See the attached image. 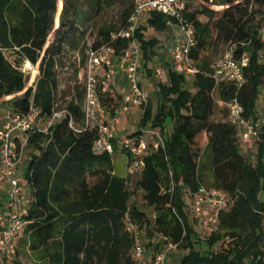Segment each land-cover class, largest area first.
Here are the masks:
<instances>
[{"label":"trees","instance_id":"16d2710c","mask_svg":"<svg viewBox=\"0 0 264 264\" xmlns=\"http://www.w3.org/2000/svg\"><path fill=\"white\" fill-rule=\"evenodd\" d=\"M178 1L183 5L182 23L194 28L195 47L190 57L197 73L187 80L173 73L170 64L167 83L156 86V114L153 116L152 104L148 103L139 130L132 136L149 128L158 129L164 139L163 149L150 150L144 158L135 185L143 205L153 209L152 221L132 205L126 179L114 174L112 155L95 149L97 130L85 121L84 72L83 83L73 88L66 105L57 104L55 58L64 42L71 41V30L67 29L57 35L54 45L47 46L57 1L0 0V105L11 102L10 107L22 117L34 108L39 121L45 122L56 111H65V117L47 129L36 126L27 133L24 186L30 205L21 234L36 264H134V238L127 231L128 221L143 230L149 240L158 235L176 245L183 252L178 264H264V202L258 198L264 191V136L251 162L240 153L225 109L221 108V121L213 120L217 101L226 103L237 95L244 118L264 121L258 106L264 85V62L259 60L264 55V43L259 38L262 26L255 20L258 13L264 18V0H199L201 5L194 11L190 4L195 0ZM135 2L124 0L118 23L104 25L88 51L82 50L83 69L90 51L110 44L117 58L128 46L127 39L112 42L111 35L128 27ZM216 5L223 11H215ZM146 15V27L139 23L135 32L141 51L140 73L146 72L158 45L155 39L145 38L146 29L163 32L168 24L179 26L178 20L162 14ZM65 16L64 12V21ZM197 16L206 17L208 23H200ZM64 21L60 24L65 27ZM218 42L227 44L226 49L232 47L237 62L244 54L249 57L243 68L245 83L239 91L225 84L215 86L212 79L214 64L204 56ZM5 52L36 68V72L29 71L35 74L32 83L38 76L34 86L26 87L27 77L7 61ZM99 99L105 107L122 100L107 94L99 95ZM168 118L175 121L169 135L164 127ZM112 146L114 154L117 144ZM207 180L230 198L227 210L219 215L218 231L205 239L210 249L228 242L215 253L195 248L200 238L182 194L190 197L205 187Z\"/></svg>","mask_w":264,"mask_h":264},{"label":"built area","instance_id":"2783aa9c","mask_svg":"<svg viewBox=\"0 0 264 264\" xmlns=\"http://www.w3.org/2000/svg\"><path fill=\"white\" fill-rule=\"evenodd\" d=\"M183 5L178 0H136L128 27L111 35V41L127 39L128 46L116 58L115 48L104 45L99 49L90 51L84 68V103L85 121L91 128H96L98 139L95 142L97 152H106L113 155L112 143L115 142L127 159L126 175L133 177L140 175L144 166V158L150 150L157 151L164 147V139L158 129H142L135 137L118 140L120 119L125 117L131 107L139 109L142 113L149 103L148 96L143 88L139 70L141 51L135 32L140 23V18L149 13H159L179 21L183 32V41L178 42L167 50L171 70L177 75L184 76L187 80L197 71L190 57L195 47L194 28L181 21ZM259 38L264 43V28L259 31ZM249 57L244 54L240 61L234 58L232 47L225 50L223 55L212 66V79L215 86L222 84L234 87L237 91L245 83L243 68L247 66ZM264 62V55L259 56ZM116 70L123 73L128 86L129 94L118 105L105 107L101 104L99 95H109L114 98L113 81ZM156 76L161 77V72L156 71ZM260 95L264 97V85L260 88ZM219 108L226 111V122L236 131L240 143V153L245 158L256 151L258 142L264 136V121H252L244 118L243 107L235 95L228 102L217 101ZM0 179L7 188V204L12 210L9 217H0V263H9L16 254V240L21 235L26 225L24 217L30 205L27 190L17 178V171L21 165L22 154L27 143V133L33 130L39 122V113L30 108L25 117L19 115L12 107L4 105L0 109ZM65 117V111H56L46 122L47 127L59 122ZM251 158V156L249 157ZM252 160V158H251ZM191 206L188 211L189 218L194 226L203 233L211 235L218 231L219 215L226 211L229 204V195L216 188H199L198 192L191 194ZM155 215L151 216V220ZM127 231L134 238L132 258L134 264H144L143 235L132 222H127ZM161 236L155 235L152 243L154 246L162 245L160 252L156 253L148 264H170L171 253L178 250L177 246L166 242Z\"/></svg>","mask_w":264,"mask_h":264},{"label":"rangeland","instance_id":"374dc122","mask_svg":"<svg viewBox=\"0 0 264 264\" xmlns=\"http://www.w3.org/2000/svg\"><path fill=\"white\" fill-rule=\"evenodd\" d=\"M57 1V14L55 17V23L54 26L48 36L47 40V46L54 45L56 42V37L58 34L66 33L68 30H71V41L70 43L64 42V46L61 48V51L59 55L55 58V71L57 74V80H58V91L56 96V101L59 107H64L66 103L70 100L71 95L73 93V88L75 86H79V84L83 83V66L80 63L81 59V52L82 50H87L90 48L92 43L94 42L97 33L99 29H101L104 25H114L118 23L119 15L124 7V0H56ZM241 1V0H240ZM191 5V11H194L198 5H201V2L199 0H195L194 3ZM215 11L222 12L223 7L221 5L214 6ZM66 13L65 21L62 18V14ZM256 21L260 23L262 28H264V18L261 17L260 13L257 14ZM197 19L200 23L206 24L208 23V19L204 16H197ZM146 20L147 15H143L140 18V25L146 27ZM64 21L66 26H62L60 23ZM163 32H156L152 29L147 28L145 31V38L146 39H158L160 41L159 44H163ZM227 44L223 43H216V46L212 48V50L208 51L205 54V58L213 65L225 52ZM5 58L7 61L14 67H17L20 72H22L27 77V84L26 87L34 86L35 82L37 81V78L32 83V76L35 74H29V71L36 72V68L33 67L28 63H24L18 60V58L13 55L11 52H5ZM164 61H158L153 60V62H150L147 65L146 73H150L151 76H148L147 74L143 77V83L146 85L145 89L148 93V100L149 103L152 104V107L156 109L158 100H157V94L153 92V90L156 88L157 84H166L165 79L161 77H156V71H165L166 67L164 65ZM77 71V76L74 75V72ZM144 74V72H143ZM122 93H127L128 86L126 85L124 88H120ZM193 91V90H192ZM17 98H20L21 95H17ZM217 99V96H215ZM8 100H5V102ZM7 106H11V102H7ZM4 106V104L0 105V109ZM258 106L260 109V112L264 113V97L260 96L258 100ZM156 112V111H155ZM1 113V111H0ZM156 113H153V116ZM221 108L218 107V105L215 106L213 120L216 122H219L222 120L221 117ZM141 115L138 116L134 115L130 120V127L127 129L126 134H133L135 130H138L137 126L135 124H138L141 119ZM136 122V123H135ZM175 121L173 119H167L165 121L164 127L167 134H170L173 130V125ZM37 126L41 130L47 129V125L45 121H39L37 123ZM150 127V125H148ZM29 151L27 149L24 150L22 154V164L23 161L27 159ZM247 159V158H246ZM249 161V158L247 159ZM21 164L20 168V174L17 176L19 182L23 185L26 184L24 180V171L25 167ZM112 166L113 171L116 173L117 177L121 179H125L128 183L129 189L132 193V205L138 207L141 211L145 212L147 215L152 214V208H149L145 205H143V201L141 199V192H137L135 190V185L138 182V178L136 176L129 177L126 175L127 171V159L125 155L122 154V152H116L112 155ZM2 183V184H1ZM4 185V183L0 179V186ZM206 188H213L211 186V183L209 180H207ZM0 187V202L1 206H4V203L7 201L6 197V189L5 185ZM183 199L186 206V211H190V206L192 199L189 197L186 193H183ZM27 195L29 196L28 190ZM259 200L261 202H264V191H262L259 194ZM6 200V201H5ZM2 209L0 208V212ZM11 215V214H10ZM4 216H7L5 213ZM198 237L200 240L198 241L199 244L195 245V248L200 252H217L221 251L227 246V241L220 242L217 245H215L213 248H208L205 242V239L208 237V235H203L202 232L196 227L195 228ZM147 238V237H146ZM148 239V238H147ZM146 239V240H147ZM145 240V238H144ZM16 254L13 257L12 261H10L8 264H13L15 261H18L21 264H36L34 261V254L30 251L27 240L25 237L21 234L17 240H16ZM144 248L146 249V260L152 258L156 254V247H152L151 244H145ZM183 252L180 250H177L174 255H172L169 259L170 264H178Z\"/></svg>","mask_w":264,"mask_h":264},{"label":"crops","instance_id":"0c3cea01","mask_svg":"<svg viewBox=\"0 0 264 264\" xmlns=\"http://www.w3.org/2000/svg\"><path fill=\"white\" fill-rule=\"evenodd\" d=\"M141 23V22H140ZM163 39H162V41H163V44H159V42L158 41H160V40H156L157 42H158V45H157V48H156V56L153 58V60H158V61H164V63L166 64H164L165 65V67H166V70L165 71H160L161 72V78H164L165 79V82L167 83V70L170 68V59H169V57H168V55H167V50H168V48H170L171 46H174L175 44H177L178 42H182L183 41V32H182V30H181V28L179 27V26H176V25H169L168 24V27H167V29L165 30V31H163ZM153 60L151 61V62H153ZM140 65H141V61H140ZM143 72L144 71H142L141 70V80H142V84H143V88H144V90H145V93L148 95V93H147V91H146V89H145V87H146V85L143 83V76L144 75H146L147 73L146 72H144V74H143ZM148 75V74H147ZM156 76V75H155ZM157 77V76H156ZM127 84H126V82H125V80H124V77H123V73L121 72V71H119V70H116V73H115V79H114V81H113V92H114V96L117 98H121V99H123L124 97H126L128 94H129V92H127V93H122V91L120 90V88L122 89V88H124L125 86H126ZM155 90H156V88L153 90V92H155ZM120 101V100H119ZM153 113H155V108H153ZM261 113V118L262 119H264V113H262V112H260ZM138 114V116L139 115H141L142 114V112L139 110V109H137V108H135V107H131L130 108V111H129V113L125 116V117H122L121 119H120V122H119V125H118V127H117V130H118V135H117V137H118V140L119 141H122V140H125L126 138H130V137H132L135 133H137V131L139 130V123L138 124H135L136 126H137V128H138V130H135V132L133 133V134H131V135H129V134H126L127 133V129L130 127V120H131V118L134 116V115H137ZM0 120H2V116H1V113H0ZM136 123V122H135ZM147 129V128H146ZM167 135H169V134H167ZM117 152H120L121 153V151H120V149H119V147H117ZM256 152V151H255ZM255 152L253 153V154H250V156H251V158H252V160H251V158H249L250 156H248V158H249V160L251 161V162H254L255 161V157H254V154H255ZM123 155H124V153H122ZM126 157V156H125ZM246 158V157H245ZM247 158V159H248ZM27 160H28V158L26 159V160H24L23 161V164H22V161H21V164L24 166V167H26V163H27ZM21 166V165H20ZM20 170H21V168L19 167V169H18V171H17V176L20 174ZM0 171H1V166H0ZM114 174H116V173H114ZM117 176V175H116ZM136 177L138 178V181L140 180V175H136ZM127 177L125 176V179H126ZM2 184V183H1ZM3 186L4 185H1L0 187H2V190H4L3 189ZM5 189H6V192H7V188H6V185H5ZM4 193H5V190H4ZM6 201V200H5ZM0 205H2L1 204V202H0ZM1 209H2V211L0 212V217H9V215L10 214H12V210H11V208L8 206V204H7V201L4 203V206H1ZM7 214V216H4V214ZM145 213V212H144ZM152 214H150V215H147L146 213V215L147 216H149V217H151L154 213H153V210H152V212H151ZM144 238H145V240H144ZM148 238V237H147ZM146 238V236H145V232H144V235H143V249H144V256H145V259H144V264H148L150 261H151V259L152 258H150V259H148V260H146V257H147V255H146V249L144 248V245L145 244H151V246L152 247H155L154 246V244L152 243V240H153V238L151 239V240H149V238L147 239ZM147 239V240H146ZM157 250H156V253H158V252H160V250L162 249V245H160L159 244V246H158V248H156ZM176 252V251H175ZM175 252L174 253H171L170 254V257L172 256V255H174L175 254ZM169 257V258H170ZM1 264V263H0Z\"/></svg>","mask_w":264,"mask_h":264}]
</instances>
